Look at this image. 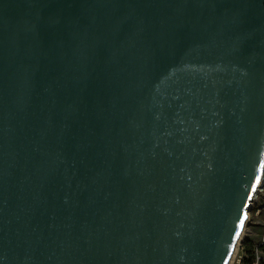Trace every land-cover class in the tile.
Segmentation results:
<instances>
[{"label":"water","instance_id":"obj_1","mask_svg":"<svg viewBox=\"0 0 264 264\" xmlns=\"http://www.w3.org/2000/svg\"><path fill=\"white\" fill-rule=\"evenodd\" d=\"M263 176L264 0H0V264H229Z\"/></svg>","mask_w":264,"mask_h":264},{"label":"built area","instance_id":"obj_2","mask_svg":"<svg viewBox=\"0 0 264 264\" xmlns=\"http://www.w3.org/2000/svg\"><path fill=\"white\" fill-rule=\"evenodd\" d=\"M262 216H264V176L262 186L257 191L251 205L248 221L251 223L252 219ZM253 236H257V238H253L252 235L242 236L233 254L231 264H245L246 258H249V264H264V232L253 234ZM251 238L252 241H250Z\"/></svg>","mask_w":264,"mask_h":264},{"label":"rangeland","instance_id":"obj_3","mask_svg":"<svg viewBox=\"0 0 264 264\" xmlns=\"http://www.w3.org/2000/svg\"><path fill=\"white\" fill-rule=\"evenodd\" d=\"M251 222H253V223L245 228V231H244L243 235L245 237H248L249 235H252L253 238H257V236H253V234L258 233L254 229H256L258 231L260 230V232L258 234H260L261 231L264 232V226H262V224H264V216H262L260 218L256 217V218H254V220L252 219Z\"/></svg>","mask_w":264,"mask_h":264},{"label":"trees","instance_id":"obj_4","mask_svg":"<svg viewBox=\"0 0 264 264\" xmlns=\"http://www.w3.org/2000/svg\"><path fill=\"white\" fill-rule=\"evenodd\" d=\"M255 231H257L258 233L260 232V230L258 231V230H256V229H254ZM262 232V231H261ZM250 241H252V238H251V240ZM250 247V246H249ZM245 264H249V258H246V263Z\"/></svg>","mask_w":264,"mask_h":264},{"label":"crops","instance_id":"obj_5","mask_svg":"<svg viewBox=\"0 0 264 264\" xmlns=\"http://www.w3.org/2000/svg\"><path fill=\"white\" fill-rule=\"evenodd\" d=\"M253 222H251V223H248V225L247 226H249L250 224H252Z\"/></svg>","mask_w":264,"mask_h":264},{"label":"snow or ice","instance_id":"obj_6","mask_svg":"<svg viewBox=\"0 0 264 264\" xmlns=\"http://www.w3.org/2000/svg\"><path fill=\"white\" fill-rule=\"evenodd\" d=\"M242 224H243V220H241V226H242Z\"/></svg>","mask_w":264,"mask_h":264},{"label":"bare ground","instance_id":"obj_7","mask_svg":"<svg viewBox=\"0 0 264 264\" xmlns=\"http://www.w3.org/2000/svg\"><path fill=\"white\" fill-rule=\"evenodd\" d=\"M235 251H236V250H235ZM235 251H234V252H235ZM231 261H232V259H231ZM231 261H230V263H229V264H231Z\"/></svg>","mask_w":264,"mask_h":264}]
</instances>
